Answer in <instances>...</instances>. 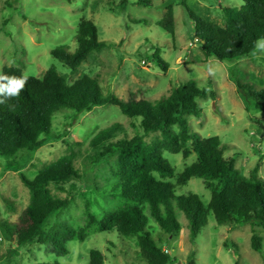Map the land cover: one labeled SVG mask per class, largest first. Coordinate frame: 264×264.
I'll list each match as a JSON object with an SVG mask.
<instances>
[{"label":"rangeland","instance_id":"rangeland-1","mask_svg":"<svg viewBox=\"0 0 264 264\" xmlns=\"http://www.w3.org/2000/svg\"><path fill=\"white\" fill-rule=\"evenodd\" d=\"M0 0V72L6 66L19 67L24 75L42 77L55 65L61 75L71 83L83 74L95 77L105 94L113 93L128 100L132 95L155 102L187 81H194L208 93L198 98L200 116L188 117L194 134L207 138L218 135L235 155L236 165L245 176L258 166L264 178V113L253 99L242 95L235 83L251 82L264 88V42L260 41L255 53L247 57L221 61L204 56L194 39L195 26L183 0H151L152 5L137 4L138 0ZM196 14L206 20L223 25V8H240L243 0H185ZM168 5L175 15L174 36L160 25ZM144 18L147 23L137 24ZM82 19L94 22L99 38L113 46L94 52L76 73L52 56L51 51L64 45L73 52L77 47L76 31ZM160 49L168 63L161 69L153 54ZM212 92L215 96L212 97ZM114 123H121L129 137L142 134L132 126L138 124L125 117L115 105L96 107L77 114L69 109L57 113L52 122V133L42 147L34 152L18 154L17 171L8 160L0 157V264H39L59 261L63 264H88L89 252L98 249L104 264H146L137 259L136 239H122L118 235L99 232L96 225L89 226L87 204L97 217L121 205L118 198L102 195L96 188H106L110 177L107 165L92 167L88 159L90 140L101 130ZM158 134L145 136L147 141ZM75 153V166L80 180L75 187L66 185L63 191L50 186L55 196L72 200L70 206L53 215L46 223V230L56 228L62 221L69 222L77 231L84 228V239L66 244V252L58 255L51 244L32 243L16 247L7 239L2 223H14L29 204L30 191L20 178V173L33 178L43 167L64 155ZM176 175L196 159L194 153L184 158L182 153L165 152ZM177 194L197 193L204 203L211 198L202 179L193 178L186 185L176 184ZM182 229L176 237H166L158 224L150 218L154 237H164V247L178 259L176 264H187L194 252L196 264H264V241L261 252L251 247L253 231L264 237V228L251 225H218L210 215L207 225L193 246L187 220L178 211ZM136 260V262H134Z\"/></svg>","mask_w":264,"mask_h":264},{"label":"trees","instance_id":"trees-1","mask_svg":"<svg viewBox=\"0 0 264 264\" xmlns=\"http://www.w3.org/2000/svg\"><path fill=\"white\" fill-rule=\"evenodd\" d=\"M182 5L194 22V39L201 50L204 61L216 58L221 61L247 57L255 53L259 42H264V0H243L240 8L224 7L225 23L217 24L196 14L185 0ZM126 0L121 3L125 7ZM137 4L152 5L151 0H138ZM135 23H147L144 18ZM159 25L174 36L175 15L172 5ZM77 47L73 52L60 45L51 51L62 66L70 72L79 71L94 52L113 46L99 38L97 25L82 19L76 31ZM157 65L164 71L168 63L160 49L153 54ZM0 76L21 77L22 70L6 66ZM6 83V81H0ZM239 92L253 99L264 113V88L251 82L235 80ZM205 89L194 81H187L174 88L168 96L151 102L144 97L132 95L124 100L113 93L105 94L99 81L90 74H83L73 82L61 75L52 65L42 77L27 76L25 87L16 97L0 94V157L8 160L14 171L18 170V154L34 152L44 145L52 133L54 116L63 110L77 114L92 111L96 107L115 105L122 114L133 120L132 126L140 129L129 137L121 123L99 131L89 142L88 159L92 167L107 165L110 177L102 195L118 198L121 205L107 210L97 218L86 208L88 224L96 225L99 232L118 235L122 239L133 237L138 248L136 255L146 264H176L177 257L164 247V237H154L150 218L166 237H176L182 229L178 211L187 220L193 246L207 225L210 215L218 225H251L264 228V178L255 166L249 176L241 173L235 155L228 153L229 147L218 135L207 138L194 134L188 117H201L198 98H206ZM215 93L212 92V97ZM158 134L151 141L145 136ZM165 152L182 153L186 159L192 153L196 159L176 175L173 165L164 156ZM77 155H64L40 169L33 178L20 173V178L30 191L29 204L14 223H2L7 239L16 247L27 244H51L58 255L66 252V244L75 239H84V228L76 230L69 222H59L56 228L46 230V223L55 214L67 209L72 200L55 196L51 185L65 191L66 185L75 187L80 180L75 166ZM176 184H188L193 178L202 179L211 198L204 203L194 192L177 194ZM264 237L253 231L251 247L262 251ZM2 257L0 256V262ZM136 262V260L134 261ZM39 264H63L59 261ZM88 264H104V256L98 249L89 252ZM187 264H196L194 252L188 256ZM235 264H240L238 261Z\"/></svg>","mask_w":264,"mask_h":264},{"label":"clouds","instance_id":"clouds-1","mask_svg":"<svg viewBox=\"0 0 264 264\" xmlns=\"http://www.w3.org/2000/svg\"><path fill=\"white\" fill-rule=\"evenodd\" d=\"M0 81H6V83H0V94H5L8 97H16L19 95L20 91L25 87V84L27 82V76H0Z\"/></svg>","mask_w":264,"mask_h":264}]
</instances>
